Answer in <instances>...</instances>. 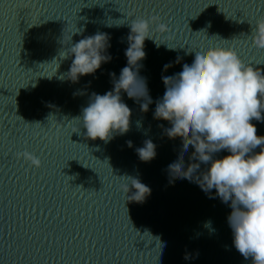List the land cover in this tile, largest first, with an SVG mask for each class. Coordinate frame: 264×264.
Listing matches in <instances>:
<instances>
[{
  "label": "water",
  "instance_id": "obj_1",
  "mask_svg": "<svg viewBox=\"0 0 264 264\" xmlns=\"http://www.w3.org/2000/svg\"><path fill=\"white\" fill-rule=\"evenodd\" d=\"M153 16L168 30L152 25L161 44L146 39L138 62L152 103L144 112L147 97L121 91L129 130L107 142L87 138L75 118L127 66V22ZM261 16L264 0H0V264H252L234 247L231 208L215 189L169 173L182 139H169L171 124L153 114L162 76L179 73L201 48L231 47L264 74V50L250 35ZM96 33L109 37L111 59L73 82L68 47ZM251 123L264 136V119ZM149 139L156 155L142 161L135 149ZM24 151L41 166L17 158ZM193 151L182 153L185 167L199 163ZM125 177L150 188L143 202L127 200Z\"/></svg>",
  "mask_w": 264,
  "mask_h": 264
},
{
  "label": "clouds",
  "instance_id": "obj_2",
  "mask_svg": "<svg viewBox=\"0 0 264 264\" xmlns=\"http://www.w3.org/2000/svg\"><path fill=\"white\" fill-rule=\"evenodd\" d=\"M158 21L153 16L127 22V66L121 69L118 79H113L112 91L93 94L81 116L75 118L82 122L87 138L107 142L114 133L122 135L129 130L131 109L122 101L121 91L134 100L147 97V103L141 104V110L147 112L152 100L144 78L139 76L138 62L146 57V39L153 40L157 47L161 44L153 38L152 25L155 23L161 33L168 30L166 24ZM250 35L253 46L264 49V16L251 26ZM108 40L107 34L96 33L68 47L64 58L73 57L68 78L75 82L110 61L111 57L105 54L110 46ZM171 66L166 64L163 70ZM110 76L115 77V73ZM162 82L165 92L156 101L153 118L171 124L165 129L169 139H182L181 154L168 165L169 173L195 180L206 193L215 189V196L231 208L227 222L234 247L246 260L250 257L252 264H264V136L257 135L251 123L253 119H264V74L246 64L235 49L209 46L195 51L193 62L184 63L179 73L162 76ZM126 144L132 147L131 141ZM189 145L194 149L190 160L199 163L185 167L182 153L187 152ZM155 148L149 139L135 151L142 161H150L156 155ZM257 148L259 151H254ZM221 150L229 154L214 158L213 154ZM21 157L30 166H41L40 158L28 151L17 153V158ZM201 163L209 167L196 175ZM125 178L127 200L143 202L150 188L137 178ZM129 185L134 190L131 195H127Z\"/></svg>",
  "mask_w": 264,
  "mask_h": 264
},
{
  "label": "snow or ice",
  "instance_id": "obj_3",
  "mask_svg": "<svg viewBox=\"0 0 264 264\" xmlns=\"http://www.w3.org/2000/svg\"><path fill=\"white\" fill-rule=\"evenodd\" d=\"M261 50H264V49H261Z\"/></svg>",
  "mask_w": 264,
  "mask_h": 264
}]
</instances>
